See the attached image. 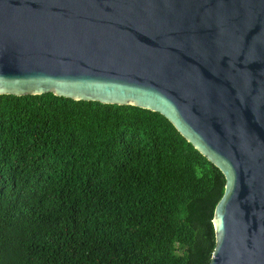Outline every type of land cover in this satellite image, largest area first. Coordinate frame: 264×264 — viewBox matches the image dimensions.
Segmentation results:
<instances>
[{"label":"water","instance_id":"1","mask_svg":"<svg viewBox=\"0 0 264 264\" xmlns=\"http://www.w3.org/2000/svg\"><path fill=\"white\" fill-rule=\"evenodd\" d=\"M157 112L225 177L210 264H264V0H0V95Z\"/></svg>","mask_w":264,"mask_h":264},{"label":"trees","instance_id":"2","mask_svg":"<svg viewBox=\"0 0 264 264\" xmlns=\"http://www.w3.org/2000/svg\"><path fill=\"white\" fill-rule=\"evenodd\" d=\"M225 186L157 112L0 95V264H210Z\"/></svg>","mask_w":264,"mask_h":264}]
</instances>
